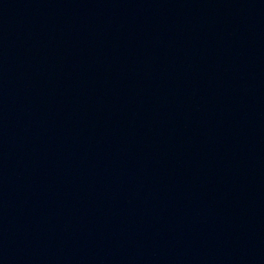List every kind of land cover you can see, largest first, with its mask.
<instances>
[{
	"label": "water",
	"instance_id": "1",
	"mask_svg": "<svg viewBox=\"0 0 264 264\" xmlns=\"http://www.w3.org/2000/svg\"><path fill=\"white\" fill-rule=\"evenodd\" d=\"M172 42L264 228V0H157Z\"/></svg>",
	"mask_w": 264,
	"mask_h": 264
}]
</instances>
